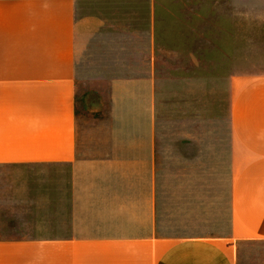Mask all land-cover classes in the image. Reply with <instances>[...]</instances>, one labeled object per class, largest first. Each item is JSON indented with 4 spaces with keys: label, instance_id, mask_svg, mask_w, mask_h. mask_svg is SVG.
<instances>
[{
    "label": "crops",
    "instance_id": "1",
    "mask_svg": "<svg viewBox=\"0 0 264 264\" xmlns=\"http://www.w3.org/2000/svg\"><path fill=\"white\" fill-rule=\"evenodd\" d=\"M203 21L189 0H0V264H264V72L229 76L207 173ZM80 61L105 79L85 115Z\"/></svg>",
    "mask_w": 264,
    "mask_h": 264
},
{
    "label": "rangeland",
    "instance_id": "2",
    "mask_svg": "<svg viewBox=\"0 0 264 264\" xmlns=\"http://www.w3.org/2000/svg\"><path fill=\"white\" fill-rule=\"evenodd\" d=\"M189 4L192 8L199 6L200 25L202 18L204 19V34L202 26H200V34L204 35L205 60L200 61L201 68L204 65V72L200 70V73L204 78L205 89L200 94V103L203 105L201 114L204 117L208 173L215 167L224 166L221 160L223 159L224 139L228 134L229 76L233 73L264 72V0H189ZM202 47L203 45L200 44V55ZM86 68V63L80 61L78 111L82 115L87 112L83 108L85 95L92 96L93 89L103 88L105 85V79L87 78L85 73L90 68ZM195 84H197V78ZM192 89L191 79V92L189 93L191 102L194 97L197 100V95L192 93ZM96 101L101 105L100 97L96 98ZM193 110L191 104L189 110L191 127L194 124L192 120L197 119V115L192 117ZM195 130L194 132H197L196 123ZM6 177L11 186L9 187L11 198H20L23 193L25 195V191L21 190L25 185L23 172L10 173ZM8 224L13 225L12 222Z\"/></svg>",
    "mask_w": 264,
    "mask_h": 264
}]
</instances>
